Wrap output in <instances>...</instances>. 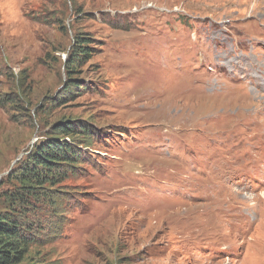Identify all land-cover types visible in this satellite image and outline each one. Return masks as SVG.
<instances>
[{
    "label": "rangeland",
    "instance_id": "1",
    "mask_svg": "<svg viewBox=\"0 0 264 264\" xmlns=\"http://www.w3.org/2000/svg\"><path fill=\"white\" fill-rule=\"evenodd\" d=\"M73 119L92 156L32 198L21 264H264V0H0V213Z\"/></svg>",
    "mask_w": 264,
    "mask_h": 264
},
{
    "label": "trees",
    "instance_id": "2",
    "mask_svg": "<svg viewBox=\"0 0 264 264\" xmlns=\"http://www.w3.org/2000/svg\"><path fill=\"white\" fill-rule=\"evenodd\" d=\"M74 38L65 62L70 81L72 74L79 72L76 70L86 64L92 52L91 38L83 33ZM3 100L18 101L7 96ZM96 132V127L89 122L77 119L59 122L22 162L17 163L12 174L18 185L7 193L8 208L0 213V264H21L24 261L35 244L37 233L42 230L40 223L31 217L34 199L52 197L53 193L48 192L46 185L61 183L69 173L75 172L85 155L92 156L83 143L95 139Z\"/></svg>",
    "mask_w": 264,
    "mask_h": 264
}]
</instances>
